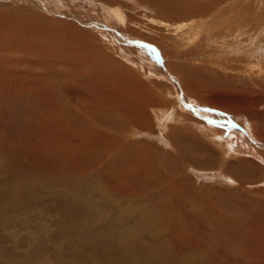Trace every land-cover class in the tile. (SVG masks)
I'll return each instance as SVG.
<instances>
[{"label": "rangeland", "instance_id": "374dc122", "mask_svg": "<svg viewBox=\"0 0 264 264\" xmlns=\"http://www.w3.org/2000/svg\"><path fill=\"white\" fill-rule=\"evenodd\" d=\"M38 1L47 52L0 46V264H264V0ZM68 13L86 68L48 55Z\"/></svg>", "mask_w": 264, "mask_h": 264}, {"label": "bare ground", "instance_id": "6f19581e", "mask_svg": "<svg viewBox=\"0 0 264 264\" xmlns=\"http://www.w3.org/2000/svg\"><path fill=\"white\" fill-rule=\"evenodd\" d=\"M31 1H33V2H31V3H28L29 5H30V9L29 8H24V6H21L20 8H7V7H2V9H1V7H0V13L3 15V17L1 18V15H0V46H1V51H3V50H7V49H9L10 47H12V46H15V47H18L19 49H22V52H26V50H31V48L33 49V47L32 46H35V47H37V49H35V51H38V52H41V54H42V52H47V47H44L43 45L45 44V42H46V40L48 39V38H46V37H44V35L43 36H38L37 34H35V35H30V33L28 34V35H26L25 33L27 32V29L25 28V29H23V25L24 24H26V21H25V15L24 14H22L21 12H28L30 15H32V16H36V14L35 13H33L34 12V10H39V8L37 7V5H34L35 4V2L36 3H38V4H41L38 0H31ZM90 1V0H89ZM167 1V0H166ZM90 2H93V1H90ZM95 4H97L100 8H101V10H108L109 11V15H108V17H110V18H113V19H115V20H117V21H119V20H121V21H123V18H125L124 17V15H123V13L117 8V7H113V6H109V5H104V3H95ZM14 10H16V11H14ZM13 12V13H12ZM21 13V14H19V15H17L16 13ZM180 13V12H179ZM12 15H13V17H12ZM14 15H17V16H14ZM70 15V13H68V14H66V15H63V17H68V18H71L72 17V19H73V21L71 20V21H69V20H67V18H61V19H64L65 21H61V19H58L57 21H58V23L60 24V27L58 26V28H56V30H54L53 29V31H55L56 33H57V36H56V34H54L52 37H51V39H55L56 37H59V35H61L63 32H57V31H60V29H63V27L65 28V29H67V28H69V29H71V33L72 34H70V37H64L63 39H66L67 40V42L66 43H64V42H62V41H59V43H58V41H56L55 40V42H54V45H53V47L54 48H49V49H52L51 50V53L49 54L48 53V55L49 56H51V58L53 57L54 58V56L57 58V60L58 59H67V60H72V59H75L76 61H75V66H73V67H76V66H84V64L86 63V61L87 60H83V59H80L81 58V56H86V54L87 55H90V53L91 54H93L92 53V51L91 50H89L88 51V48L89 49H92V47H93V44H91L90 42H89V45H87V46H85V45H83V44H80V43H84L85 41H86V38L89 40V41H94V34L90 31V30H86V29H83V28H81V27H79L78 25H79V23L80 24H83V23H85V22H78V19H77V17L73 14L71 17L69 16ZM6 17V18H5ZM75 19L77 20V22H75ZM124 21H126V20H124ZM162 24H163V22H162ZM121 27V26H120ZM176 28V27H175ZM179 28V27H178ZM42 29V28H41ZM177 29V28H176ZM175 29V30H176ZM180 30H181V28H180ZM179 30V31H180ZM177 31V30H176ZM78 32V34H76ZM111 33V32H110ZM175 33V32H174ZM179 33V32H178ZM182 34H183V32H181ZM85 36V39H84V41H81V37H84ZM36 37V38H35ZM166 37H168V36H166ZM46 39V40H45ZM177 39V38H176ZM54 41V40H53ZM115 42V41H114ZM60 44V45H59ZM63 44V45H62ZM58 45V46H57ZM92 46V47H91ZM0 51V52H1ZM12 51V50H11ZM49 51V50H48ZM95 51V49H94V47H93V52ZM4 52V51H3ZM15 52V51H14ZM20 52V51H19ZM45 52V53H46ZM50 52V51H49ZM96 53L98 54V55H101V53L99 52V50L98 51H96ZM254 53V52H253ZM4 54V53H3ZM53 56H52V55ZM105 55V54H104ZM49 56H47L48 58H49ZM91 56V55H90ZM109 56V55H108ZM106 57V59H108V60H112V58L111 57ZM256 56V55H255ZM258 56V55H257ZM186 57V56H185ZM250 57V56H249ZM50 58V59H51ZM52 58V59H53ZM55 58V59H56ZM80 60V63H82V65H79V63H78V61L77 60ZM56 60V61H57ZM53 61H55L54 59H53ZM39 62V61H38ZM50 62H52V60H50ZM66 62V61H65ZM71 62H73V61H71ZM59 63H61V62H59ZM71 64V63H70ZM73 65V64H72ZM89 65V64H88ZM177 65H178V63H177ZM179 66V65H178ZM65 67V66H64ZM85 68H86V66H84ZM81 68H83V67H81ZM56 69V68H55ZM66 69V68H65ZM73 69V68H72ZM88 69V68H87ZM144 69V68H143ZM66 75V74H65ZM180 75V74H179ZM1 77V76H0ZM183 77V76H182ZM157 81V80H156ZM2 83V82H1ZM0 83V84H1ZM185 83V82H184ZM4 85V84H3ZM3 85H1V86H3ZM58 88H60V87H58ZM202 88H204V87H202ZM205 89V88H204ZM3 90V89H2ZM168 92H170V91H168ZM186 92V91H185ZM204 92V91H203ZM120 95V94H119ZM143 99V98H142ZM141 103H142V100H141ZM255 106V105H254ZM109 107H106V112L108 113V114H110V115H112L111 113H113V114H115L116 112L114 111V110H112V109H108ZM252 108V107H251ZM256 108V107H255ZM117 111V110H116ZM120 111V110H119ZM119 111H118V113H119ZM127 111V114L132 118V120H134L135 118H136V113H135V110H134V108L132 107L131 109H127L126 110ZM106 112H105V115H106ZM118 113H116L115 115H116V117H117V115H118ZM141 113V112H140ZM113 117V116H112ZM110 118V117H109ZM258 118V117H257ZM260 119H262V121H263V123L260 125V127L258 128V127H255V130H256V132H257V134H259L261 137H263L264 138V117H260ZM136 120H137V118H136ZM186 120V119H185ZM253 120H257L256 118H253ZM252 120V121H253ZM111 121H113V120H111ZM193 121V120H192ZM181 122V121H180ZM254 123H256V122H254ZM186 124V123H185ZM184 124V125H185ZM260 124V123H259ZM114 128V127H113ZM216 132V131H215ZM213 134H214V132H213ZM212 134V135H213ZM216 136H219V138L221 139L222 138V136L223 135H221L220 133H216L215 134ZM215 135H213V136H215ZM162 136V135H161ZM212 136V137H213ZM259 136V137H260ZM217 138V137H216ZM233 138H235V142H236V146L238 147V148H240V149H243V150H246V148H249V147H245V144H244V142H243V140L241 141V139H239V136L236 134V133H232L231 132V134L229 135V140H231V139H233ZM185 140V138L183 137V136H175L174 138H173V141H171L172 142V144H171V146H172V148H176V145L177 144H183L184 146L183 147H187V149H188V151H187V153H186V155H190V156H192V150H196L195 151V153L197 154H200V156H203V157H198V162H202L203 160L205 161V163L208 161V159H209V156H210V154H209V150H211V148L210 147H208L206 144H204V143H202L201 142V147L199 148L198 147V145H197V147L195 146V142H194V140L195 141H197V138H196V136L194 137V139H191V140H186V141H184ZM169 142V141H168ZM166 143V142H165ZM198 143V142H197ZM169 144V143H168ZM169 146V145H168ZM181 146V145H180ZM233 146V145H232ZM183 147H181L180 148V151H179V154L181 155V153H182V151H183ZM129 148L128 147H126L125 148V150L127 151ZM199 149H202V151H198ZM227 149V148H226ZM133 150V148H131L130 149V153H131V151ZM231 151L232 150H236V148H233V147H231V149H230ZM237 150H239V149H237ZM236 150V151H237ZM110 152H112V154L115 156V157H117L118 155H122L121 153V150L120 149H117V150H114V149H111V150H109ZM125 151V152H126ZM174 151V150H173ZM178 151V150H177ZM194 153V154H195ZM111 154V155H112ZM112 155V156H113ZM183 155H185V154H182L181 156H183ZM110 157V156H109ZM224 157V156H223ZM112 159V158H111ZM111 159H109V160H111ZM179 159V158H178ZM180 159H181V157H180ZM109 160H107L108 162H110ZM114 160V159H113ZM175 160V159H174ZM191 160V159H190ZM193 160V159H192ZM115 161H116V159H115ZM120 161H122V160H120ZM188 162V161H187ZM168 163H169V161H168ZM171 163V162H170ZM183 163V162H182ZM248 163V164H247ZM172 165H173V163H171ZM250 164V162L248 161V159H247V161L246 160H241V161H239L238 162V164H232L233 165V171H235L236 173H238L239 172V176H241V177H245L244 176V173L243 172H245V170H246V167L245 166H247V165H249ZM170 165V164H169ZM252 165V164H251ZM229 169V168H228ZM243 171V172H242ZM129 172V171H128ZM240 172H242L241 174H240ZM252 172V171H251ZM250 174H253V173H250ZM198 175H200V174H198ZM131 176V175H130ZM179 176V175H178ZM250 176V175H249ZM254 176V175H253ZM240 177V179L242 180L241 182L242 183H244V184H246V183H248L249 181H251V180H247V179H242ZM181 178V177H180ZM246 178H247V176H246ZM177 179V178H176ZM248 179H250L249 177H248ZM180 180V179H179ZM256 181V180H255ZM170 182V181H169ZM175 182H177L178 183V181L177 180H175ZM172 183V182H171ZM252 183H254V182H252ZM166 184V183H165ZM241 186H243V185H241ZM249 185H247V187H248ZM169 189H170V187H168ZM179 188V187H178ZM177 188V189H178ZM246 188V187H245ZM249 188V187H248ZM171 190H172V188H171ZM252 190V189H251ZM253 191V190H252ZM249 202V201H248ZM250 202H252V201H250ZM249 202V203H250ZM253 204V203H252ZM249 206V205H248ZM251 209V208H250ZM254 209V208H253ZM247 210V209H246ZM254 212V211H253ZM163 215V214H162ZM161 215V216H162ZM257 216H258V214H257ZM245 218V217H244ZM252 218H253V216H252ZM259 218V217H258ZM264 218V217H263ZM251 219V218H250ZM255 219V218H254ZM259 219H261V218H259ZM248 221V220H247ZM249 222H250V220H249ZM248 224V223H247ZM253 224V223H252ZM264 225V224H263ZM252 226V225H251ZM235 227V226H234ZM237 227V226H236ZM235 229V228H234ZM248 229H249V227H248ZM248 229H247V231H248Z\"/></svg>", "mask_w": 264, "mask_h": 264}]
</instances>
